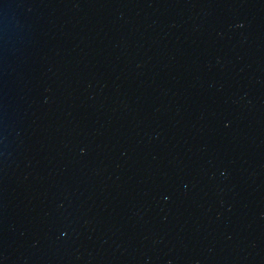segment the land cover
<instances>
[{"label":"water","instance_id":"1","mask_svg":"<svg viewBox=\"0 0 264 264\" xmlns=\"http://www.w3.org/2000/svg\"><path fill=\"white\" fill-rule=\"evenodd\" d=\"M0 264H264V0H0Z\"/></svg>","mask_w":264,"mask_h":264}]
</instances>
